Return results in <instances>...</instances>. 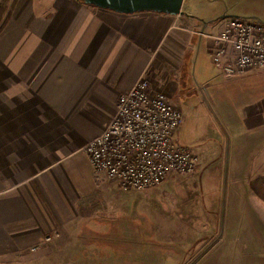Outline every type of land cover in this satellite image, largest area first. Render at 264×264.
<instances>
[{
	"label": "crops",
	"instance_id": "obj_1",
	"mask_svg": "<svg viewBox=\"0 0 264 264\" xmlns=\"http://www.w3.org/2000/svg\"><path fill=\"white\" fill-rule=\"evenodd\" d=\"M210 21L79 0H13L0 34V264H96L110 243L106 223L118 218L103 200L102 185L111 183H98L83 147L140 76L179 101L195 48L206 38L211 55L217 45L197 33ZM251 98L233 121L243 133L239 158L260 149L257 180L264 102Z\"/></svg>",
	"mask_w": 264,
	"mask_h": 264
},
{
	"label": "rangeland",
	"instance_id": "obj_2",
	"mask_svg": "<svg viewBox=\"0 0 264 264\" xmlns=\"http://www.w3.org/2000/svg\"><path fill=\"white\" fill-rule=\"evenodd\" d=\"M3 3L0 34L13 0ZM182 10L202 25L214 20L204 28L208 33L220 31L233 16L264 21V0H184ZM207 41L195 48L180 99L172 101L184 118L176 139L199 156V165L194 173L172 174L146 191H125L94 172L104 183L108 215L118 218L106 223L110 243L101 247L96 264H264V187L255 190L264 186V175L256 180L252 173L260 149L239 158L243 133L233 121L251 105H245L247 97L264 102L263 75L224 77Z\"/></svg>",
	"mask_w": 264,
	"mask_h": 264
},
{
	"label": "built area",
	"instance_id": "obj_3",
	"mask_svg": "<svg viewBox=\"0 0 264 264\" xmlns=\"http://www.w3.org/2000/svg\"><path fill=\"white\" fill-rule=\"evenodd\" d=\"M197 33L217 42L212 62L224 77L264 71L263 20L233 16L218 34ZM183 120L181 109L140 76L120 96L104 131L83 150L95 173L125 191H146L172 174L188 175L198 167L199 156L176 139Z\"/></svg>",
	"mask_w": 264,
	"mask_h": 264
},
{
	"label": "water",
	"instance_id": "obj_4",
	"mask_svg": "<svg viewBox=\"0 0 264 264\" xmlns=\"http://www.w3.org/2000/svg\"><path fill=\"white\" fill-rule=\"evenodd\" d=\"M88 5L112 10L118 13L154 11L178 16L183 13L184 0H79Z\"/></svg>",
	"mask_w": 264,
	"mask_h": 264
},
{
	"label": "trees",
	"instance_id": "obj_5",
	"mask_svg": "<svg viewBox=\"0 0 264 264\" xmlns=\"http://www.w3.org/2000/svg\"><path fill=\"white\" fill-rule=\"evenodd\" d=\"M4 1V3H3V7H4V4H5V0H3ZM0 14H2L1 12H0Z\"/></svg>",
	"mask_w": 264,
	"mask_h": 264
}]
</instances>
